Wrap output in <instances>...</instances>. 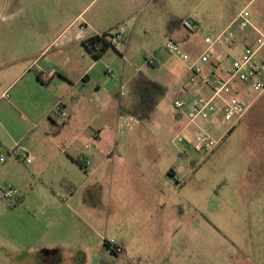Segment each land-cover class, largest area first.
<instances>
[{"label":"rangeland","instance_id":"obj_1","mask_svg":"<svg viewBox=\"0 0 264 264\" xmlns=\"http://www.w3.org/2000/svg\"><path fill=\"white\" fill-rule=\"evenodd\" d=\"M84 1L0 0V81L6 82L10 76L15 80V74L18 78L30 65V73H35L41 66L34 62L40 55L42 42L70 25L86 8ZM165 3L170 11H177L181 19L195 22L192 29L179 27L191 38L186 46L180 45L190 55V60L170 53L165 38L153 35L140 34L133 39L129 33L121 35L117 47L118 52H128L132 68H139L151 80L167 86V94L157 108L153 109L150 103L155 88L134 79L128 88L138 93L139 116L131 115L127 109L119 119L79 113L64 135L67 153L57 150V156L41 160L43 157L36 158L31 153L33 146L39 144L35 139L43 126L33 129L26 118L34 113L46 119L48 125L54 118L58 122L67 121L68 110L65 118L54 112L58 101L70 105L71 95L80 96L82 92L86 98L78 103L81 109L90 100L94 102L92 93L97 88L88 85L85 90L84 84H78L72 94L68 91L56 100L52 93L34 91L29 82L28 88L25 87L28 79L37 81L29 74L19 78L13 85L15 88L7 91L10 101L18 105L16 110L7 107L5 103L10 102L6 98L0 104L4 111L0 157L5 158V161L0 160V264H131L127 258H119L104 247V240L111 238L124 242L126 231L121 212L114 209L113 214L112 183L105 175L106 168L92 176L90 167L87 173L68 159L69 155L75 159L86 156L93 161L96 149L93 143L88 145L87 140L94 141L95 135L101 134L104 140L101 147L105 150L116 140L117 132L121 145H125L122 149L125 158L161 160V166L167 167L168 172L173 168L180 178V195L188 194L195 202H200L201 208L208 210L222 231L243 246L245 254L259 262L264 260V93L243 95L251 106L233 125H215L211 134L217 145L209 153L194 150L190 141L193 133L189 131L182 133L183 143L178 141L185 119L178 118L174 107L177 100L189 102L210 94L204 85L205 80H210L206 72L193 83L189 69L206 50L215 52V46L205 43L207 38L215 40L228 28L237 31L239 14L246 8L251 22L264 32V0H166ZM123 4V0H116L114 6L111 0H96L81 19L100 17L101 8L112 15L113 10ZM121 24L127 28V21ZM116 32L113 29L111 33ZM240 47L237 43L221 51L223 67L232 65L233 50ZM150 57L158 62L156 66L148 64ZM88 63L94 60L80 58L81 67ZM20 91V102H16L14 95ZM129 102V105L124 103V107L132 108L134 103ZM104 103L97 101L99 106ZM198 123L210 129V125ZM74 136L76 141L71 144ZM18 146L29 154L30 163L14 155ZM185 146L186 153L182 150ZM52 152L55 150L51 149ZM10 188L15 189L17 195L5 197L4 192ZM239 192L249 193L243 198L245 205L230 210L223 208V202L228 200L226 196ZM225 212L231 220L219 221L218 216L224 217ZM135 264H139L137 260Z\"/></svg>","mask_w":264,"mask_h":264},{"label":"crops","instance_id":"obj_2","mask_svg":"<svg viewBox=\"0 0 264 264\" xmlns=\"http://www.w3.org/2000/svg\"><path fill=\"white\" fill-rule=\"evenodd\" d=\"M95 1L88 2L86 0V2H82L83 5H86L84 11L61 32L60 30L54 32V36L42 42L40 55L34 62V65L38 63L37 65L41 64V66L35 73H30L32 71H29L32 67L30 65L18 78H16V73L15 80H11L10 76L6 82L0 81V104L3 103L7 91L15 88L13 85L16 81L29 74L34 76L32 78L36 77L37 81L28 79L25 87L28 88L29 82L34 91L52 93L56 100L68 91L73 93L78 88V84H84L85 90L88 89V85L97 88L96 92L92 93L94 102L90 100L89 103L83 104L81 109L78 108V103H81L86 95L82 92H80L82 94L80 96L70 93L72 94L71 104L65 102L66 110L69 111L67 121L58 122L54 118L50 120L51 125H48L46 119L30 112L32 116L26 118V121L29 122L31 128L37 129L41 125L43 129L36 135L38 137L35 140L39 144L33 146V153L29 152L34 154L36 158L37 156L43 157L41 160H48L52 155L57 156V150L67 153L64 135L66 130L73 126L75 117L79 113H85L92 117H96L97 114L111 115L119 119L126 113V109L129 110V108L124 107V103L129 105L130 100L134 102L138 97V93L130 90L128 85L138 78L139 73L144 74V72L135 66L132 68L128 52L123 54L120 51H111L110 49L100 60H94L85 51L83 41L78 38L79 26L83 24L86 27V37H90L113 29L117 30L119 27H123L121 23L127 21V28L123 27L124 30L121 35L125 36L129 33L132 39L143 34L164 37L166 41L172 40L182 46H186L191 41L190 36L183 33L179 28L184 27L183 25H172L174 21L183 19L179 17L177 11L168 9L166 0H123V6L118 10H113L112 15L101 8L100 17L95 16L82 21L84 18H82V14L90 9ZM115 1L111 0L113 6ZM154 7L156 10H153ZM254 37L255 34L252 30L238 36L233 45L239 43L241 47L233 50L235 58L243 52L244 47ZM61 39L63 42H59ZM231 46H215L212 60L203 67L208 76L214 70L218 74L221 71L222 74L220 75H225L227 68L223 67L220 55L221 51L225 48L230 49ZM80 58H90L94 60V63H88L87 66L81 67ZM156 64H158L157 61L153 66L149 65L154 67ZM50 71L57 74L49 85H44L39 79L40 73ZM109 75L113 77V80L110 79ZM144 75L147 77L146 74ZM19 93L21 91L14 95L16 102H20ZM250 93L252 92L248 91L244 95ZM98 100L105 103L99 106ZM8 102L10 103H5L6 106L12 109L18 105L10 100ZM54 102L52 106H54ZM177 113L178 118L184 120L178 111ZM3 119L4 111L0 109V126L2 127L4 125ZM185 125L186 120L181 131ZM187 131L193 132L192 129ZM93 140H87V144L93 143L96 149V152L92 154L93 161L86 156H79L75 159L69 155L68 159L87 173L90 167L92 176L99 175L103 167L106 168L105 175H107L108 181L112 183L110 200L113 214L116 213L114 209L121 212V219L126 227L123 234L124 242L120 243L124 247V254L123 257L118 256L119 258H127L131 264H135V260L139 264H264V260L259 262L245 254L243 246L237 244L222 231V227L212 220L208 210L201 208L200 202H195L188 194L186 196L180 195V178L173 168H170L168 172L167 167L161 166V160L144 159L140 161L125 158L122 152L125 145H121L118 132L116 140L110 146L105 147L106 151L101 147L104 142L101 134L95 135ZM75 141L76 136L73 137L71 144ZM1 143L3 140L0 138V147ZM51 149L55 150L52 154ZM182 150L184 151V148ZM62 162L66 163L65 161ZM96 180L99 181L100 179L97 178ZM70 194L72 195L73 192L70 191ZM248 194L239 192L234 193V195H227L228 200L223 202V208L230 210L231 208L243 207L245 205L243 198ZM226 213L224 217L218 216L219 221L231 220L226 216Z\"/></svg>","mask_w":264,"mask_h":264},{"label":"built area","instance_id":"obj_3","mask_svg":"<svg viewBox=\"0 0 264 264\" xmlns=\"http://www.w3.org/2000/svg\"><path fill=\"white\" fill-rule=\"evenodd\" d=\"M238 30H231L228 28L222 35L218 36L215 40L207 38L205 43L210 46H231L235 43L238 36L248 30H252L255 34L254 39L248 43L243 52L234 59L232 65L225 70V75L212 71L209 76V81L205 80L204 85L210 91L209 95H201L195 97L189 102L177 100L174 102V107L180 115L186 120V125L177 137L180 143L185 141L182 133L188 129H194L192 135V145L196 152H212L217 143L211 133L214 132L216 124L225 126L227 124H234L240 120L250 109L251 103L243 97L245 92L251 91L254 94L260 95L264 93V32L251 22V14L247 10H243L237 20ZM235 23V24H236ZM182 25L186 29L195 27V22L192 20H183ZM86 27L82 24L79 26L78 38L85 41ZM124 28L119 27L116 34L113 36V44L118 47L120 43V36ZM166 49L173 54L181 56L184 60H190V55L184 52L180 45L172 40H167ZM213 55L206 50L201 56L189 66L192 72V82L196 83L202 76L204 71L203 67L209 64ZM150 65L155 63L153 57L148 60ZM56 72H41L40 79L44 85H49ZM4 97L10 100L9 94L6 93ZM55 114L60 117H67V110L65 102L60 101L57 103ZM200 120V121H199ZM198 122L204 125H210V129H204L199 126ZM206 127V126H203ZM185 145V144H184ZM21 146V145H20ZM18 146L14 150V155L18 159L31 162L29 154L22 147ZM184 148V153L188 151L187 147ZM1 161H5L4 157H0ZM17 193L12 188L4 192L5 197H13ZM107 241L109 246L117 253L124 250L123 245L118 243L115 238Z\"/></svg>","mask_w":264,"mask_h":264},{"label":"trees","instance_id":"obj_4","mask_svg":"<svg viewBox=\"0 0 264 264\" xmlns=\"http://www.w3.org/2000/svg\"><path fill=\"white\" fill-rule=\"evenodd\" d=\"M183 20H176L172 23V25H182ZM112 30L103 32L98 35L90 36L85 41H83V46L85 51L91 55L94 60H100L103 55L110 49L117 50V47L113 44V35ZM153 66V65H152ZM40 79V76H39ZM139 81L143 82L146 85H152L155 88V92L150 97L151 107L157 108L164 96L167 94V87L163 86L160 83L153 82L152 80L148 79L143 73L138 74ZM41 80V79H40ZM137 97V96H136ZM132 108H129L128 112L133 116H139L140 110V103L139 97L137 100L133 102ZM81 164V163H80ZM81 167H83L81 165ZM104 247L107 249H111V251L116 254L117 256H122L124 251L121 253H117L114 249H112L107 241H104Z\"/></svg>","mask_w":264,"mask_h":264},{"label":"flooded vegetation","instance_id":"obj_5","mask_svg":"<svg viewBox=\"0 0 264 264\" xmlns=\"http://www.w3.org/2000/svg\"><path fill=\"white\" fill-rule=\"evenodd\" d=\"M111 250V249H110Z\"/></svg>","mask_w":264,"mask_h":264}]
</instances>
